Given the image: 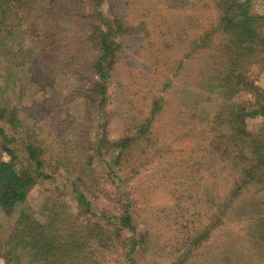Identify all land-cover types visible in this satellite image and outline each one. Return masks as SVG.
I'll list each match as a JSON object with an SVG mask.
<instances>
[{
    "label": "trees",
    "instance_id": "1",
    "mask_svg": "<svg viewBox=\"0 0 264 264\" xmlns=\"http://www.w3.org/2000/svg\"><path fill=\"white\" fill-rule=\"evenodd\" d=\"M83 3L0 0V52L21 25L46 45L29 66L42 95L23 109L8 101L0 107V122L30 130L28 121L42 130L35 142L12 136L14 146H1L10 159L0 161V207L7 215L21 207L0 258L5 264H21L25 257L27 264H109L110 253L122 248L137 264L148 241L136 228V197L117 212L80 190L95 195L93 188L100 187L96 170L81 171L95 156L85 157V150H91L99 112L102 138L93 151L110 149L112 162L124 163L125 176L138 181L140 194L149 192L144 185L160 171L176 194L171 217L178 221L164 231L188 235L180 240L187 247L184 259L192 262L196 249L201 263L264 264V211L238 214L246 196L264 189V123L248 121L264 117V90H253L247 105L231 102L249 85V69L264 66V14L254 11L253 0H114L108 13H85ZM131 52L141 64L131 79L118 82L125 135L110 140L109 118L116 112L108 109L109 87ZM60 77L72 85L63 97L55 90ZM68 103L79 104V116L65 111ZM148 166L151 182L141 180ZM59 171L67 175L75 205L49 203V216L39 221L26 207L27 195L57 180ZM206 195L210 206L204 211ZM163 248L176 255L175 248Z\"/></svg>",
    "mask_w": 264,
    "mask_h": 264
},
{
    "label": "rangeland",
    "instance_id": "2",
    "mask_svg": "<svg viewBox=\"0 0 264 264\" xmlns=\"http://www.w3.org/2000/svg\"><path fill=\"white\" fill-rule=\"evenodd\" d=\"M110 1L114 0H84L83 4L85 5H83L84 9L82 7V11L85 13H96V11H99V13L100 11L108 13V4ZM39 2L43 5L50 6L52 0H39ZM253 9L257 13L264 14V0H253ZM26 27L27 28L21 25L14 28V31L10 35L11 37L7 36L5 46H3L0 52V107L3 106V101H8L7 104L11 105L10 107L13 108L16 106L19 109H23L38 98V96L42 95L39 93L40 90H38L37 86L31 81L29 66L35 61L37 56L43 52L46 45L45 41L30 35V31H28L30 28L28 26ZM128 54L129 55L127 57L125 55L123 56V60L121 61L118 69L119 75L114 76L112 84L109 87L108 95L110 103L108 105V109H114L116 112L113 115V118H109L110 123L108 125L107 132L110 140H115L122 135H125V125L127 124L124 122V118L120 116L121 113L119 108L123 107L125 104L124 102H121L124 98L122 97V89L118 82H120L121 79H131L130 77L140 70L139 65L141 64V60L138 59L139 57L134 55L133 52ZM126 72L131 75L126 77ZM247 82L249 85L244 88L245 90L238 93V95H236L231 102L247 105L254 98L252 96L253 90H264V66H252L248 72ZM71 86V82H68L65 77H60L55 83V90L59 97H63L66 92L70 90ZM49 91L50 89L48 88L47 93H49ZM228 107L229 106L226 108ZM64 109L66 112L76 114H71L73 117L77 115L79 116L81 112V107L79 108V104L77 103H68L67 107ZM95 109L97 110V108ZM96 113L98 115H95L94 123H92L94 128H96V131L93 132V135H89L91 150H85V157L88 158L89 155L93 154L95 156L92 158L89 157V159H92L89 164H85L83 167H80L82 168L81 171L84 170L89 174L91 169L96 170L97 176L95 177V184L100 185V187L96 186L93 188L96 190L95 195H93L92 192L87 193L83 187H80V190H82L84 194L87 195L88 199L92 200L95 205L101 207L106 205V207L113 208L117 212L118 210L123 209V206L126 205L125 203L129 204L131 201L130 199L136 197V203L133 209L136 228L142 234H146V239L148 241L144 245L145 247L143 249V253L140 252V255H136L137 264H209L207 262L201 263L197 260L196 249L191 252L193 253L192 262L183 258L185 255H188L185 250L187 247L182 246L183 242H180V240H184V238L188 236L186 233L180 232V238L177 236V233L175 235L172 233L171 237L165 234L164 229L172 223L176 224L178 221L171 217V214L176 206L171 203L175 202L177 198L175 193H170V189H168L170 188V185L168 186L165 181H163L164 178L162 177L163 173H161V171L152 178L150 177L155 180L153 183L148 178L149 176H147L150 174V167L148 166L141 171L140 174L144 175L141 180H148L152 185H144L151 186V189L149 192H143V194H140L138 181L136 179L133 181V176L131 174V177L129 175L125 176L126 172L124 169L126 168V165L124 163L120 165V162L116 164L115 160L112 162L113 152L110 149H103L99 152L93 151V148L95 149V147H97L96 143L102 138V134L99 130V126L102 122V114H99V112ZM63 116H66V113H64ZM19 118L24 119L21 113ZM248 121L250 124H255L257 127L260 123H264V117L248 119ZM26 122L27 125H29L30 130H24L22 128L15 130L8 126L5 122H0V126L5 129V134L3 136L0 135V161H9L10 159V156L6 153V151L1 150V146H14V142L12 143L10 140L12 136H14L17 141L23 137L26 140H31L32 142L37 141L36 134L39 133L41 135L42 132L40 124H34L33 126L32 123H29L28 121ZM132 123H130L131 127L129 128H134V122ZM23 131L27 132L24 133ZM73 133V129H69L66 134L67 138H73ZM97 149L99 150V145ZM100 154L103 155L100 156ZM169 162H171V160H169ZM151 171H153V168ZM57 174H59V177L57 176L56 178L57 180L49 179L34 187L27 195L26 207L31 209L39 221L43 222L49 216L48 210H45V205H49V203H55L65 207L70 206V204L75 205V200L72 194L73 189L64 183L66 182L65 179L67 178V175L65 176L64 173L61 174L60 171L57 172ZM71 176L72 175H68L69 178ZM56 187H59L57 191ZM128 191L131 194L128 195ZM109 197L116 198L111 201ZM245 199L247 202L245 205H242L238 214L249 215L250 213L264 211V189L252 194L251 196H246ZM184 200L186 201V199ZM201 200H203V206L205 207L202 210L205 211L210 206V201L207 198V195ZM194 203L198 202L196 201ZM132 204L134 205L133 202ZM186 204H188V202H186ZM20 207L21 206L17 207L10 215L5 214L2 207H0V250H4V247H7L5 244L7 243L12 233V229L15 226L18 212L17 209H20ZM195 210H198V208ZM80 218H85V216ZM237 218L239 217L237 216ZM237 218H235V220ZM125 233L129 235L131 234L127 229L125 230ZM165 245L167 248H175L176 255L174 257H169V252L167 253L163 248ZM122 250L123 249L121 248L118 251L110 253V258L108 257L109 264H130L129 258L123 255L124 252ZM201 251L205 253L206 257L208 253L207 249H201ZM28 260L29 258L27 257H25V259L23 258L21 260V264H27ZM0 264H5V260L2 257L0 258Z\"/></svg>",
    "mask_w": 264,
    "mask_h": 264
}]
</instances>
